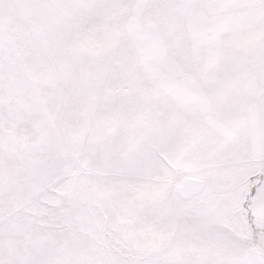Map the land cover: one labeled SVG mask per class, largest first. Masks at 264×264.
Masks as SVG:
<instances>
[{
	"label": "snow or ice",
	"instance_id": "snow-or-ice-1",
	"mask_svg": "<svg viewBox=\"0 0 264 264\" xmlns=\"http://www.w3.org/2000/svg\"><path fill=\"white\" fill-rule=\"evenodd\" d=\"M0 264H264V0H0Z\"/></svg>",
	"mask_w": 264,
	"mask_h": 264
}]
</instances>
